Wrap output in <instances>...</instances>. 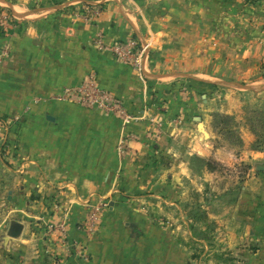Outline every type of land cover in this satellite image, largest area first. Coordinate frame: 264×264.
Segmentation results:
<instances>
[{
	"label": "crops",
	"instance_id": "0c3cea01",
	"mask_svg": "<svg viewBox=\"0 0 264 264\" xmlns=\"http://www.w3.org/2000/svg\"><path fill=\"white\" fill-rule=\"evenodd\" d=\"M0 8L15 19L0 37V51L8 48L0 112L23 114L0 138V220L22 224L6 247L0 241V264H192L193 219L182 205L207 188L210 161L249 166L229 213L206 215L220 251L236 250L245 231L264 234V150L249 148L246 130L239 152L213 148L216 136L202 121L203 137L193 121L199 104H211L199 83L220 85L215 78L229 70L257 73L264 0H0ZM98 34L106 46L146 45L141 72L97 49ZM212 58L225 71H213ZM90 75L110 96L109 111L57 99ZM246 90H264V78ZM192 156L204 161V182ZM210 253L198 264H221Z\"/></svg>",
	"mask_w": 264,
	"mask_h": 264
},
{
	"label": "rangeland",
	"instance_id": "374dc122",
	"mask_svg": "<svg viewBox=\"0 0 264 264\" xmlns=\"http://www.w3.org/2000/svg\"><path fill=\"white\" fill-rule=\"evenodd\" d=\"M7 1L12 2L13 0ZM14 22L15 19L10 15V13L3 11L0 8V37L7 36L11 33ZM213 47L215 48L216 46ZM7 51V47L1 49L0 63L2 59L7 56ZM262 51L264 54V45H261V52ZM217 54L218 51L216 49V53L212 54L213 58ZM227 57L229 60L233 58L230 54H228ZM213 58L211 62L212 70L215 72L225 71V69H221L224 68L225 63H221L219 60L216 62ZM234 62H232L233 66L237 63ZM230 63L228 64L230 65ZM255 69H257V73L255 72L253 75L252 73H248L245 76L234 70H229L228 72H231L232 75H225L223 77L219 76L215 78V80H217L216 82L220 85L198 82L205 89V91H207V99H209L211 104L206 107L204 104H199L200 107L197 106L195 113L196 116H199L201 121L205 123L211 134L216 136L211 140L213 148L225 145L234 153L239 152L243 148L241 136H243V132L246 130L253 136V141L250 143L249 148L254 150H264V90L259 92L246 90L250 81L264 78L263 55ZM235 74L239 75L235 76ZM238 84L243 86H239ZM198 103L201 102L199 101ZM229 106L230 110L236 109L237 113H225ZM81 107L88 108L85 106ZM157 107L159 110L164 108V111L165 108L167 109V104H161ZM102 110L104 112L109 111L108 109ZM121 113L122 112H120V114ZM22 115L23 114L21 112L16 111H9L6 112V114H2L0 112V138L6 132L3 128L5 126H13L15 122H19ZM153 129H155V127ZM198 136H200V134ZM203 137L206 138L204 135ZM1 142L2 141L0 140V148H2L1 151H7V147L2 145ZM207 164V167L212 173L210 177H206L207 188L198 192H191L188 199L182 205V209L185 214L193 219L192 235L194 239L186 241L187 243L185 244L189 250L190 263L198 264L199 260H203L206 248L211 250V259L216 260L215 258L219 257L222 260L221 264H264V234L249 236L245 231L240 241L241 243L237 245L236 250H223L222 248V251H220V247L217 246L219 243L213 235L216 224L214 221H209L206 216L207 213L212 215L220 214L222 212L229 213L232 203L238 197L240 189L246 179L249 166L244 163H237L232 168H225L212 161ZM190 165L197 177V181L204 182V161L192 156L190 157ZM198 177L200 180H198ZM209 184L212 185L213 191L208 189ZM225 184L228 185V190L222 192ZM206 195L211 196L212 203L206 204L204 202V197ZM102 207L105 206L103 205ZM92 209L91 214L96 216L98 209L95 210V207ZM144 211L147 215H150L148 214L149 211L146 208ZM8 223V219L0 220V234H2L0 235L1 243V238L6 232V226ZM202 229L203 231H201ZM262 232H264V230H262ZM2 247L4 248L6 245L3 246L2 243ZM212 256H215V258H212Z\"/></svg>",
	"mask_w": 264,
	"mask_h": 264
},
{
	"label": "built area",
	"instance_id": "2783aa9c",
	"mask_svg": "<svg viewBox=\"0 0 264 264\" xmlns=\"http://www.w3.org/2000/svg\"><path fill=\"white\" fill-rule=\"evenodd\" d=\"M93 44L99 50L108 49L119 63L129 66L134 72H141L142 64L145 62L147 56L146 45H140L131 39L106 46L100 34L95 36ZM57 99L62 102L71 101L79 106L88 108L109 110L112 106L110 96L97 87L93 75H90L85 83L76 90L65 88ZM95 228L96 216L91 214L87 223V231L92 232ZM81 256L84 258L83 254Z\"/></svg>",
	"mask_w": 264,
	"mask_h": 264
},
{
	"label": "water",
	"instance_id": "95a60500",
	"mask_svg": "<svg viewBox=\"0 0 264 264\" xmlns=\"http://www.w3.org/2000/svg\"><path fill=\"white\" fill-rule=\"evenodd\" d=\"M193 121L196 123L198 131L202 135L207 136L205 130L203 129L201 118L199 116H194ZM21 230L22 224L17 220H11L6 226V232L4 236L1 238L3 246L7 244L9 239L16 238L20 234Z\"/></svg>",
	"mask_w": 264,
	"mask_h": 264
}]
</instances>
